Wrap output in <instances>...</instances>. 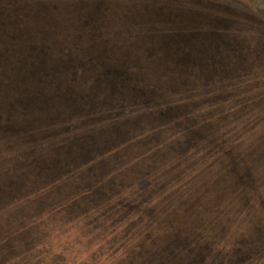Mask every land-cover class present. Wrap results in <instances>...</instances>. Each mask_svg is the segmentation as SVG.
<instances>
[{"label": "rangeland", "instance_id": "374dc122", "mask_svg": "<svg viewBox=\"0 0 264 264\" xmlns=\"http://www.w3.org/2000/svg\"><path fill=\"white\" fill-rule=\"evenodd\" d=\"M0 264H264V0H0Z\"/></svg>", "mask_w": 264, "mask_h": 264}, {"label": "trees", "instance_id": "16d2710c", "mask_svg": "<svg viewBox=\"0 0 264 264\" xmlns=\"http://www.w3.org/2000/svg\"><path fill=\"white\" fill-rule=\"evenodd\" d=\"M95 22H96V25H97V22H98V21H95ZM93 25H94V24H93ZM97 33H98V32H97ZM98 39H99V38H98Z\"/></svg>", "mask_w": 264, "mask_h": 264}]
</instances>
